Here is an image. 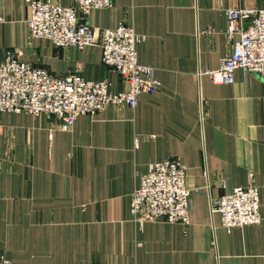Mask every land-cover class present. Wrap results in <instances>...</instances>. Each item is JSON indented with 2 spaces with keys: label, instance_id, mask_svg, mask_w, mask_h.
Listing matches in <instances>:
<instances>
[{
  "label": "crops",
  "instance_id": "crops-1",
  "mask_svg": "<svg viewBox=\"0 0 264 264\" xmlns=\"http://www.w3.org/2000/svg\"><path fill=\"white\" fill-rule=\"evenodd\" d=\"M242 6L264 8V0H115L91 11L96 28L127 21L147 35L138 58L161 86L135 107L81 114L70 130L46 112L0 111V264H264V223L228 231L210 208L222 181L245 185L252 173L264 215V82L240 67L231 83L200 73L229 53L225 8ZM29 12L27 0H0V59L15 49L52 72L79 68L124 88L100 44L33 37ZM171 157L200 189L190 222L149 220L140 230L130 212L138 174Z\"/></svg>",
  "mask_w": 264,
  "mask_h": 264
},
{
  "label": "built area",
  "instance_id": "built-area-1",
  "mask_svg": "<svg viewBox=\"0 0 264 264\" xmlns=\"http://www.w3.org/2000/svg\"><path fill=\"white\" fill-rule=\"evenodd\" d=\"M27 25L33 37L50 39L55 45L83 48L100 44L102 60L122 78L124 88L114 91L108 78L93 79L80 69L60 74L20 58L15 49H8L0 59V111L39 115L42 112L60 118L61 127L70 130L81 114H96L114 103L135 107L141 93H152L161 86L155 67L138 58V45L147 35L132 23L121 21L116 26L96 28L87 20L95 8L111 6L115 0H74L63 5L52 0H27ZM226 34L231 44L229 53L220 58L218 67L206 68L216 83H231L235 70L242 68L256 73L264 82V8L226 7ZM245 185L225 189L218 196L210 195L212 213H219L223 226L234 227L264 223L260 211V191L252 179ZM210 188V184H207ZM187 184V166L176 157L152 161L138 174L130 202L133 220L142 229L149 220L189 223L192 192ZM2 264H13L2 257Z\"/></svg>",
  "mask_w": 264,
  "mask_h": 264
}]
</instances>
